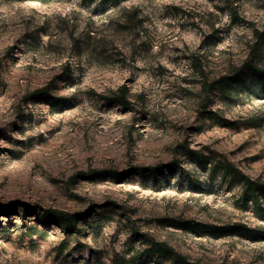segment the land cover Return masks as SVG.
I'll use <instances>...</instances> for the list:
<instances>
[{"label": "rangeland", "instance_id": "rangeland-1", "mask_svg": "<svg viewBox=\"0 0 264 264\" xmlns=\"http://www.w3.org/2000/svg\"><path fill=\"white\" fill-rule=\"evenodd\" d=\"M256 30L264 0H0V264H264V193L219 165L264 183V95L204 89Z\"/></svg>", "mask_w": 264, "mask_h": 264}, {"label": "trees", "instance_id": "trees-1", "mask_svg": "<svg viewBox=\"0 0 264 264\" xmlns=\"http://www.w3.org/2000/svg\"><path fill=\"white\" fill-rule=\"evenodd\" d=\"M102 1L106 3L108 0H102ZM255 38H256L255 42L251 46L250 57L244 62L242 68L238 71L236 77L232 80L230 77L222 76L218 79L213 80L210 83L206 81L204 83V89L208 88L212 92L219 90L223 97L227 99H231L233 97V94L235 93L234 87H235L236 79L240 81L238 87H241L243 84L251 80L253 83L252 92H254V95L259 97L263 96L264 95V65L259 60L264 59V30L263 31L256 30ZM198 64L199 66L196 69L198 71L205 72L201 62L198 61L197 63H194V65L196 66ZM124 90L125 88H122L119 96H116V98L109 100L110 103L117 102L120 105H122L124 108L129 107L131 103L128 101V98ZM207 107L208 106H205L204 109H207ZM205 112L206 110H204V113ZM185 148L188 149L187 147ZM187 151L188 153H190V155L193 158L202 161L203 158L200 152L192 151L189 149ZM219 165L223 170L224 178L230 176L238 183L243 184L252 195H255L257 192L264 193V183H260L258 181H255L247 177L245 174H243L242 171H240L231 163L225 162ZM133 171L134 172L140 171V168L131 170L127 172L125 175L127 176V174H130ZM260 210L261 208H258V212ZM262 211L264 212V209ZM44 213L46 220L54 221L55 224L60 226V228L64 233L66 234H71L75 232L81 233V230H78L76 228L77 221L75 220V217L73 215H70L63 211L51 210V209L45 210ZM234 229H235L234 232H243L249 230L248 227L242 224H237ZM146 241L149 247L148 253L150 255L152 256L158 255L159 257L167 259L168 261H170V264H191L187 261V259L183 255L178 254L173 248L169 247L166 243L158 242L153 239Z\"/></svg>", "mask_w": 264, "mask_h": 264}]
</instances>
